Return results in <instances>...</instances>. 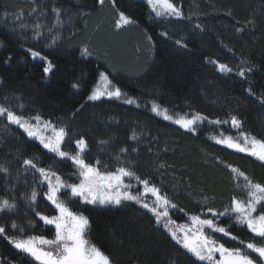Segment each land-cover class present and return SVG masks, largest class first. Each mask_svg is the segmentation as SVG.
<instances>
[{"label": "trees", "instance_id": "16d2710c", "mask_svg": "<svg viewBox=\"0 0 264 264\" xmlns=\"http://www.w3.org/2000/svg\"><path fill=\"white\" fill-rule=\"evenodd\" d=\"M42 1L0 0V40L4 43L0 48V104L18 114L17 105L22 104L24 116L38 114L42 120L66 127L69 136L62 148L73 154L75 141L84 139L86 162L99 160L102 172L128 167L154 183L178 205L169 209L175 221L171 226H192V215L213 219L208 208L219 212L233 197L245 199V181L232 168L264 184V162L216 143L229 135L239 138L240 132L230 124L232 116L242 121L241 131L264 138V104L258 99L264 98V0H175L185 18L163 22L153 19L149 6L137 0H105L103 5L99 0H58L59 7L66 10L61 15L63 25L54 27L52 33L41 30L44 36L37 41L32 39L31 29L20 25L33 24L36 15L31 20V10L41 8ZM117 9L137 24L115 31ZM52 20L47 13L43 24L53 26ZM249 20L253 23L248 24ZM238 28L244 31L238 32ZM164 31L168 37L160 35ZM56 36V45L46 47ZM178 40L187 47H180ZM27 48L51 60V73H44L46 63L33 60ZM85 48L91 57L83 54ZM9 56L11 60L5 63ZM219 63L229 65L233 72H221ZM245 68L252 69L246 78L236 75ZM101 73H107L113 85L139 107L124 103L125 96L90 101ZM249 87L255 95L249 94ZM152 104L172 116L200 114L207 120L189 132L155 116ZM213 120L229 123L217 125ZM26 159L53 167L68 183L78 179L71 161L54 164L59 158L38 140L0 118V167L8 169L7 174L0 172V198L16 204L12 211L0 213V226L8 235L20 237L11 228L15 222L24 229V238L52 239L54 227L45 225L36 212L53 216L58 211L44 196L47 184H40L39 174L25 168ZM130 183L131 191H142V185L134 180ZM33 189L40 193L35 206L28 199ZM59 195L71 211L88 218L86 239L114 264H207L178 245L168 229L134 202L98 208L69 199L64 190ZM218 223L246 242L252 239L247 228L230 217H219ZM212 236L226 247H243L221 233ZM0 264L38 262L0 237Z\"/></svg>", "mask_w": 264, "mask_h": 264}, {"label": "snow or ice", "instance_id": "6c2138e0", "mask_svg": "<svg viewBox=\"0 0 264 264\" xmlns=\"http://www.w3.org/2000/svg\"><path fill=\"white\" fill-rule=\"evenodd\" d=\"M104 2L105 0H99L101 5ZM113 3H115V0H113ZM146 3L150 8V13L153 14L152 18L160 22L170 18H185L182 7L175 0H146ZM31 11L36 15L35 22L33 24L21 23L20 27L22 29H31L32 39L39 41L44 36L41 31L42 28L46 27L47 31L52 33L54 27L63 25L61 15L62 11L66 10H62L58 6L51 8V11L55 14V24L53 26L41 23L40 17L47 16V12L43 8L38 10L34 7ZM117 13V28L137 24V21L124 11L117 9ZM228 15H231V13L229 12ZM252 23V20L248 21V24ZM196 27L199 28L200 25ZM237 31L243 32L244 29L238 28ZM160 35L163 37L169 36L167 31L161 32ZM58 39V36L52 37L51 42L46 47L52 48L56 45ZM147 39L151 41L152 37L148 36ZM176 43L180 47H187L182 41L178 40ZM3 47L4 43L0 40V48ZM21 47L23 48V45ZM26 51L33 60L38 59L46 63V67L43 69L45 74L51 73L54 66L47 56L32 48H27ZM83 54H90L87 48L83 50ZM10 60L11 57L9 56L5 63ZM210 62L216 63L215 61ZM218 68L223 73L233 72V69L224 63H219ZM251 71V68H245L237 71L236 75L246 78V73ZM100 80L103 86L97 87L92 92L88 97L90 101H98L103 97L119 100L122 96H125L124 103L129 105L136 104L139 107L135 99L127 98L120 87L113 85L108 75L101 73ZM73 87H78V85H73ZM248 91L250 95H255L251 87H249ZM258 99L261 104H264V98ZM17 107L21 109L19 114L10 107L0 104V118H4L9 124L16 125L22 129L29 138L38 140L44 149L59 158L58 161H53L54 164L66 160L71 161L72 165L77 169L75 174L82 178L78 184L68 183L57 175L53 167L38 166L35 159L23 161L26 169H33L34 174H39L38 182L40 184H47V191L44 196L55 206L59 213L58 215L48 216L36 212V215L45 225L54 226L55 235L52 239L43 236H28L24 238L22 235L24 229L15 222L11 224V228L18 230L21 233L20 237L8 235L5 227L0 226V237L26 257L38 262V264H114V261L108 255L86 239L85 234L89 228V220L87 217L70 210L66 200L59 195L64 190L65 196L69 199L79 197L85 204L90 205L120 207L125 202H134L140 205L141 208L147 210L156 218L158 225H162L169 230L172 239L178 245L199 261H207L208 264H264V184L253 182L239 169L232 168L231 171L237 176L243 177L245 181L244 187L247 190V199L233 197L231 204L219 212L208 208L207 211L212 214L213 219L192 215L190 217L192 226L181 228L177 231L169 227L175 223L169 216V209H177L178 205L166 192H162L161 188L151 183L148 179H142L134 170L128 167L121 166L114 172H102L99 167V160L95 164L86 162L84 153L88 145L84 139L75 141L77 149L75 154L64 150L62 145H64L65 138L69 136L66 127L57 126L51 120H42L38 114L26 117L22 114L23 105L18 104ZM151 111L157 115H162L163 119L170 120L189 132H195L196 125L207 120V117L200 114H196L192 118L181 117L173 120L167 109L162 110L157 104H152ZM211 123L220 125L229 123V121L213 120ZM230 124L240 132L239 138L229 135L224 139H217L216 143L224 144L228 148L246 153L264 162V138H257L241 131L242 121L236 116L231 117ZM122 151L126 152L127 149ZM0 172L7 174L8 169L0 167ZM126 179L129 182H126ZM133 180L138 185L143 186L142 191H131L133 185L130 181ZM38 195L40 193L33 189L28 196L32 206H35ZM149 197L152 198L151 202H149ZM15 208V203H10L8 199L0 198V213L12 211ZM33 210L35 211L34 207ZM179 210L183 211V208ZM219 217H230L236 224L246 226L247 230L252 234V239L246 242L233 235L228 230V227L221 226L218 223ZM31 226L34 227L35 225L32 224ZM205 229H209L210 232H205ZM212 233H221L232 241H238L243 247H226L225 244L219 243L217 239L213 238ZM217 253L219 254V259L216 257Z\"/></svg>", "mask_w": 264, "mask_h": 264}, {"label": "rangeland", "instance_id": "374dc122", "mask_svg": "<svg viewBox=\"0 0 264 264\" xmlns=\"http://www.w3.org/2000/svg\"><path fill=\"white\" fill-rule=\"evenodd\" d=\"M69 1H73V0H67V2H69ZM137 1H140V2H144V3H146V0H137ZM42 2H44V5L41 7V8H43L45 11H46V8H49V10H48V14H49V16L53 19L52 21H54L55 20V14L51 11V8L52 7H55V6H60L59 4H58V0H43ZM56 2V4L54 5V3ZM46 4V5H45ZM147 4V3H146ZM49 5V6H48ZM48 6V7H47ZM35 8H37L38 10L40 9V7L38 8V6H36ZM33 15H35L34 13H32L31 12V20H32V17H33ZM117 19H118V13H116L115 14V20H114V30L115 31H117V32H119V31H122V30H125V29H129L130 27H132V26H125L124 28H117L116 27V21H117ZM35 20H36V16L33 18V23L35 22ZM40 21H41V23H45L46 21H47V16H44V17H40ZM47 26H50V25H47ZM46 28V27H45ZM45 28H42L41 30L43 31V30H45ZM89 51V50H88ZM88 57H91V55L89 54V55H87ZM110 73H113V72H110ZM104 74H106V75H108L107 73H104ZM114 74V73H113ZM103 85H102V81L100 80V77H99V79H98V82L96 83V85H95V87H94V90L97 88V87H102ZM93 90V91H94ZM101 99H108L107 97H103V98H101ZM113 99H115V98H113ZM163 110V109H162ZM152 112V111H151ZM155 116H157V117H159V118H161V119H163V116L162 115H157L156 113H154V112H152ZM169 115H171L170 113H168ZM172 116V115H171ZM173 117V120H175V119H179V118H181V117H178V116H172ZM163 120H165V119H163ZM166 121H168V122H170V123H172V124H174V125H176V126H178V127H180V125H178V124H176V123H173L172 121H170V120H166ZM197 126V125H196ZM181 128V127H180ZM183 129V128H182ZM185 130V129H184ZM224 145V144H223ZM224 146H226V145H224ZM230 149H232V148H230ZM232 150H235V149H232ZM246 154V153H245ZM77 178L78 179H76L77 181H75L73 184H78L79 182H80V180L82 179V178H80V177H78V175H77ZM245 199H247V190L245 189ZM77 199H79L81 202H83L79 197H76ZM151 197H149V202H151ZM84 203V202H83ZM90 205V204H89ZM92 206H95V207H98V208H106V207H103V206H99V205H92ZM109 207H114V206H109ZM59 214V213H58ZM53 226V225H52ZM54 227V226H53ZM170 228H172V229H174V230H177V231H179L181 228H186V227H177V226H169ZM243 227H245L246 228V226H243ZM55 229V228H54ZM170 233V232H169ZM86 234H87V231H86ZM85 234V235H86ZM171 235V234H170ZM191 254V253H190ZM216 257H217V259H219V254L217 253L216 254ZM196 258V257H195ZM198 260V259H197ZM201 262H204V263H207L208 264V262L207 261H201Z\"/></svg>", "mask_w": 264, "mask_h": 264}]
</instances>
